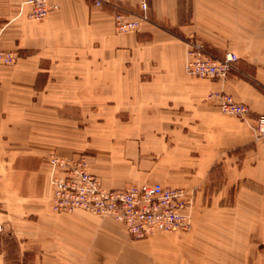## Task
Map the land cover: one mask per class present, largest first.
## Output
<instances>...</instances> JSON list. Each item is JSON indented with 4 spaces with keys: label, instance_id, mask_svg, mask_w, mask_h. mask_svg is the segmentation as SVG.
Masks as SVG:
<instances>
[{
    "label": "crops",
    "instance_id": "crops-1",
    "mask_svg": "<svg viewBox=\"0 0 264 264\" xmlns=\"http://www.w3.org/2000/svg\"><path fill=\"white\" fill-rule=\"evenodd\" d=\"M46 1L57 8L37 20L23 0H0V48L18 55L0 65V264H264V141L253 130L264 0H146L147 20L124 34L114 18L135 19L141 0ZM191 38L238 56L226 80L185 73ZM215 92L248 117L222 113ZM51 155L85 156L106 190L192 191V228L167 246L163 234L132 240L112 218L53 212Z\"/></svg>",
    "mask_w": 264,
    "mask_h": 264
},
{
    "label": "built area",
    "instance_id": "built-area-1",
    "mask_svg": "<svg viewBox=\"0 0 264 264\" xmlns=\"http://www.w3.org/2000/svg\"><path fill=\"white\" fill-rule=\"evenodd\" d=\"M104 0H93L101 6ZM32 6L33 19L44 18L51 9L46 0H23ZM140 14L133 20L122 15L114 18L115 31L120 34L136 31L147 20V2H139ZM18 59L15 52L0 48V65L12 66ZM238 56L226 52L212 55L204 43L191 38L187 43L184 70L187 75L199 79L226 80ZM221 112L239 119H246L249 107L224 92L209 96ZM253 130L264 141V114L255 118ZM49 181L52 185L51 209L58 214L83 211L94 216L108 217L121 223L132 240H147L155 234L184 233L192 228L194 207L193 192L185 188L165 186L160 183H143L121 189L102 188L99 178L89 170L85 156L48 158Z\"/></svg>",
    "mask_w": 264,
    "mask_h": 264
},
{
    "label": "rangeland",
    "instance_id": "rangeland-1",
    "mask_svg": "<svg viewBox=\"0 0 264 264\" xmlns=\"http://www.w3.org/2000/svg\"><path fill=\"white\" fill-rule=\"evenodd\" d=\"M215 173L216 174H219V170L216 168V170H215ZM220 180L221 179H219L218 178V176H216V178H215V181L214 182H210L209 183V185H208V187L209 188H217V184H218V182H220ZM231 198V197H230ZM231 200V199H230ZM223 206H225V204H222ZM210 223H213V222H202V223H200V227H207ZM199 226H197L196 224H194L193 225V228H195V227H199ZM220 226H221V224H220ZM186 233V232H185ZM170 235L171 233H164L162 236H166L165 237V240H166V244H167V246H169V244H173V241H172V239H171V237H172V235H170V236H167V235ZM176 234V233H175ZM156 235H159V234H155L154 236H156ZM174 236V235H173ZM153 237V236H152ZM169 238V239H168ZM22 260H23V258H22ZM9 264H14V261L12 260ZM19 264V263H18ZM20 264H24L23 263V261H22V263H20Z\"/></svg>",
    "mask_w": 264,
    "mask_h": 264
}]
</instances>
